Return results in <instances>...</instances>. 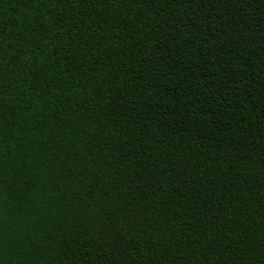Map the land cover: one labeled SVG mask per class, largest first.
I'll return each instance as SVG.
<instances>
[{"label":"trees","instance_id":"trees-1","mask_svg":"<svg viewBox=\"0 0 264 264\" xmlns=\"http://www.w3.org/2000/svg\"><path fill=\"white\" fill-rule=\"evenodd\" d=\"M0 264H264V0H0Z\"/></svg>","mask_w":264,"mask_h":264}]
</instances>
